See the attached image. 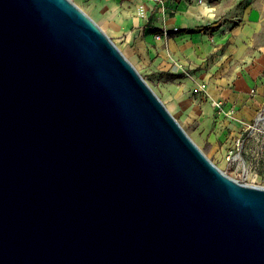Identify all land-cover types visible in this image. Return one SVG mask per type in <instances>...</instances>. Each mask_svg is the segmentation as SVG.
I'll use <instances>...</instances> for the list:
<instances>
[{"label":"water","instance_id":"obj_1","mask_svg":"<svg viewBox=\"0 0 264 264\" xmlns=\"http://www.w3.org/2000/svg\"><path fill=\"white\" fill-rule=\"evenodd\" d=\"M0 264H264V187L73 0H0Z\"/></svg>","mask_w":264,"mask_h":264},{"label":"crops","instance_id":"obj_2","mask_svg":"<svg viewBox=\"0 0 264 264\" xmlns=\"http://www.w3.org/2000/svg\"><path fill=\"white\" fill-rule=\"evenodd\" d=\"M73 1L129 58L144 59V65L156 59L173 73L189 69L192 89L206 85L207 94H197L192 118L176 104L164 102L184 128L193 130L199 146L208 145V157L226 168L227 154L236 150L237 140L264 107L263 25L258 17L253 14L243 25L216 28L212 24L221 10H213L209 0ZM164 29L170 35L157 40ZM220 100L222 112L215 106ZM248 147L253 164L264 161L258 142Z\"/></svg>","mask_w":264,"mask_h":264},{"label":"rangeland","instance_id":"obj_3","mask_svg":"<svg viewBox=\"0 0 264 264\" xmlns=\"http://www.w3.org/2000/svg\"><path fill=\"white\" fill-rule=\"evenodd\" d=\"M222 1L223 0H209L211 8L215 7V9L213 10H216L217 7H220V9H218L219 11L221 10V14L217 17H214L215 23L212 25L216 28H220L222 25L228 23L231 24L232 27L240 26L245 24L248 20H250V17L255 14V17H258V20L263 25V43L264 0H227L225 1V3H223ZM120 50L126 56L125 51L121 48ZM137 55L140 54L137 53ZM126 57L136 67L143 78L147 81L149 86L163 102L164 100H166L168 102H171L172 104H176L189 118H192L194 116V111L196 108L195 104L196 102H198L199 98L196 94L197 89H192L190 81H188L190 78H192L193 75L189 69H184L179 73H173L170 72L166 68V66L163 65V63L157 62L156 59L151 64L144 65V59L138 61L137 59H134L132 57ZM170 106L168 105L167 108L171 109ZM170 112L174 116V113L171 110ZM185 130L192 137L193 130L191 128H185ZM252 141L258 142L261 145L262 151L259 154L264 160V134L258 132L246 145L245 149L236 150L237 154L239 155V169L237 172L232 171V176L246 183L264 187V161L256 162L255 164H253L252 160L249 158V156H247L246 153V150L247 148H249L248 146ZM201 149L206 153L209 147L208 145H204L201 147ZM255 153L256 156L259 155L256 150ZM233 167V165L228 164L226 168L220 167V169L229 174L231 172V169H234Z\"/></svg>","mask_w":264,"mask_h":264},{"label":"built area","instance_id":"obj_4","mask_svg":"<svg viewBox=\"0 0 264 264\" xmlns=\"http://www.w3.org/2000/svg\"><path fill=\"white\" fill-rule=\"evenodd\" d=\"M175 31H178V29H175ZM170 32L166 29H164L161 33H158L156 35V39L159 40L164 36H169ZM196 94H198V96H204L206 95V85L205 84H201L197 90H196ZM215 106L217 108L218 111L222 112L224 109V102L223 101H217L215 103ZM263 133L264 134V107L257 113L256 118L254 120V122L252 124H250L247 127V130L245 131V133L243 134V136L237 140L236 143V150H243L245 149L246 145L250 142V140L257 134V133ZM231 150L227 156L226 159L228 161L229 164L233 165L234 170L233 172H237L239 169V161H238V157L239 155L237 154V152Z\"/></svg>","mask_w":264,"mask_h":264},{"label":"trees","instance_id":"obj_5","mask_svg":"<svg viewBox=\"0 0 264 264\" xmlns=\"http://www.w3.org/2000/svg\"><path fill=\"white\" fill-rule=\"evenodd\" d=\"M229 174L232 175V171Z\"/></svg>","mask_w":264,"mask_h":264}]
</instances>
